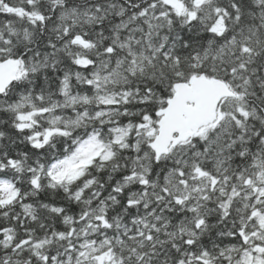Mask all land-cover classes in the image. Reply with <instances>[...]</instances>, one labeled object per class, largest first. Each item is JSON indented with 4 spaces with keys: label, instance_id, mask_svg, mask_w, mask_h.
<instances>
[{
    "label": "snow or ice",
    "instance_id": "6c2138e0",
    "mask_svg": "<svg viewBox=\"0 0 264 264\" xmlns=\"http://www.w3.org/2000/svg\"><path fill=\"white\" fill-rule=\"evenodd\" d=\"M0 264H264V0H0Z\"/></svg>",
    "mask_w": 264,
    "mask_h": 264
}]
</instances>
